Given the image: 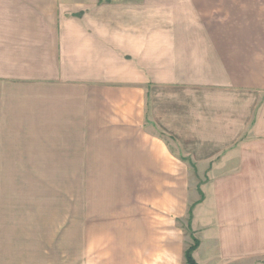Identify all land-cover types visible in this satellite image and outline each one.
<instances>
[{
    "label": "crops",
    "instance_id": "crops-1",
    "mask_svg": "<svg viewBox=\"0 0 264 264\" xmlns=\"http://www.w3.org/2000/svg\"><path fill=\"white\" fill-rule=\"evenodd\" d=\"M155 86L185 95L159 123L211 154L219 264H264V0H0V170L45 172L59 221L29 264L181 262L189 206L151 131Z\"/></svg>",
    "mask_w": 264,
    "mask_h": 264
},
{
    "label": "rangeland",
    "instance_id": "rangeland-1",
    "mask_svg": "<svg viewBox=\"0 0 264 264\" xmlns=\"http://www.w3.org/2000/svg\"><path fill=\"white\" fill-rule=\"evenodd\" d=\"M175 95L178 100L182 101L176 102L175 108H178L185 99L183 91L174 90L171 92L169 88L155 86L150 92H148V119L152 126L151 131L155 134L161 135L169 147L170 152H172L173 155L181 161V168L175 170L176 172L174 177L176 178V176L180 175V189L182 198L186 199L187 207L189 206L191 212L192 209H195L196 211L195 223L196 226L198 225V228H200L197 234L202 240L201 251L197 255L200 264H210V259L212 257H208V255L210 256L213 254L214 257L212 263L217 261L216 264H219L220 258L216 256L219 253L214 250L215 247L212 240L214 238H212V235L215 233L217 227L214 224V227L209 226L211 218L214 220V217H211V211L206 207V201H203L204 196H201L200 194L201 190L203 195H206L207 187L212 181L209 178L210 174L208 171H206V169H204L207 158L211 156V154L201 153L203 150L202 148L197 154L194 153V147H198L197 145L199 139L177 137L176 129L175 132H172L159 123V120L162 119L163 116L164 118L171 116L172 112L169 111L168 108H171L172 104L174 103L173 100ZM156 101L158 102L159 106L157 113V109H155L156 105L152 106ZM186 115L187 114H185V116ZM179 121V118H177L175 123L176 126L178 125L180 127L181 124ZM244 134L245 136L243 135L242 137L234 139L236 141L231 143L232 147L239 145L242 139L246 138L248 132L246 131ZM226 151L227 150L225 149V152ZM206 156L208 157L205 158ZM224 156H227V154H224ZM232 157L234 158L235 155H232L230 159ZM233 172H235L233 169H224V175H229ZM45 179L46 175L43 171L0 170V264H29L30 261H35L34 259H30V256L34 257L35 255V253L30 252L35 250L30 249L29 238L30 242L36 240L35 242L39 247H53V244H51L52 239L46 240V237H50L49 232L53 229L54 238V233L59 222L58 215L55 214V212L51 209L52 204L50 205V203L45 202L40 203L37 200V196L35 195L37 188H43L45 186L49 187L47 184L48 182H46ZM11 194H15V198L14 196H11ZM43 197L44 195H42V198ZM28 198L31 200L30 203H28L27 200L22 201V199ZM210 198L211 196L209 195V199ZM197 199L200 200L196 201ZM9 206L10 210H8ZM12 210H14L13 212L16 217L12 216ZM29 211L33 212L34 214H30ZM29 217H33L30 223ZM173 224L175 226V230L176 227L179 230V234L175 233V239L180 241L182 251L181 262H176V259L175 262L173 261V264H185L183 251L185 247L193 243L192 236H196V232L193 227V221L192 218L189 221L188 211H185L178 220H175ZM12 225H15V232H17L18 228H20L19 226L22 225L24 228L21 234L9 233V229L12 230L14 227L9 228L8 226ZM28 228H32L33 230L31 229V232H29ZM29 235L32 237H29ZM41 239H44V242H42Z\"/></svg>",
    "mask_w": 264,
    "mask_h": 264
},
{
    "label": "trees",
    "instance_id": "trees-1",
    "mask_svg": "<svg viewBox=\"0 0 264 264\" xmlns=\"http://www.w3.org/2000/svg\"><path fill=\"white\" fill-rule=\"evenodd\" d=\"M200 194L201 196H203V193L201 192V190H200ZM191 215H192V212L189 208L188 210L189 221L192 218ZM192 239H193V243L185 247L183 251V257H184L185 264H196V260L194 258L193 252L196 249V247L199 245V239L194 235L192 236Z\"/></svg>",
    "mask_w": 264,
    "mask_h": 264
}]
</instances>
